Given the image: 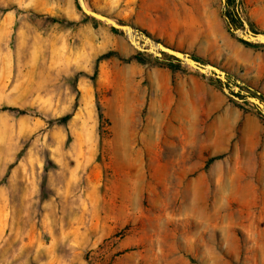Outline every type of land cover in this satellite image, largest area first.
<instances>
[{"label": "rangeland", "instance_id": "rangeland-1", "mask_svg": "<svg viewBox=\"0 0 264 264\" xmlns=\"http://www.w3.org/2000/svg\"><path fill=\"white\" fill-rule=\"evenodd\" d=\"M85 1L227 81L0 0V264H264V0Z\"/></svg>", "mask_w": 264, "mask_h": 264}, {"label": "water", "instance_id": "water-1", "mask_svg": "<svg viewBox=\"0 0 264 264\" xmlns=\"http://www.w3.org/2000/svg\"><path fill=\"white\" fill-rule=\"evenodd\" d=\"M222 2L224 5H226V0H222ZM78 3H79L81 10L86 15L94 17L112 26L113 28L119 31H122L127 36L129 41L133 44V46H135L138 50L151 53L152 55L156 57L162 56L163 53H168L169 55L177 58L180 63L189 65L196 71L206 76H215L216 78H219L223 82L227 81V73L224 70L217 67L216 65L212 63H203L195 59L194 57H192L191 54L177 50L172 47H169L166 44L153 39L150 35L134 28L133 26L129 24H126L122 21H119L105 14H102L96 10H93L87 6L85 0H78ZM243 26H244L243 28H236V29L233 28L232 29L234 33L236 34V36L248 42L264 43V33L253 32L245 20H243ZM138 37H142V40L145 44L147 41H149L150 43L146 47H142L140 46V40L138 39ZM151 43H154V45L152 46ZM224 90L227 93H230V89L228 87H225ZM234 91L239 92L240 87L238 85H235ZM245 95H246V99L254 103L264 115V101L261 100L259 97L250 95L248 93H245Z\"/></svg>", "mask_w": 264, "mask_h": 264}, {"label": "trees", "instance_id": "trees-1", "mask_svg": "<svg viewBox=\"0 0 264 264\" xmlns=\"http://www.w3.org/2000/svg\"><path fill=\"white\" fill-rule=\"evenodd\" d=\"M232 18H233V20H235V17H232ZM116 54H117V53H116L115 51L112 50V51H109V52H107L106 54L102 55V57H103V58H105V57H111V56L116 55ZM170 57H171L172 59L176 60L177 62H179V60H178L177 58H175L174 56H171V55H170ZM175 65L179 66L180 64H179V63H177V64L172 63V64H171L172 67H174ZM97 71H98V68H96V75H97ZM5 109H11V108H10V107H5ZM70 118H71V115H70V114H67V115H65V116H63V117H61V118H59L58 121L67 122V121H69Z\"/></svg>", "mask_w": 264, "mask_h": 264}, {"label": "bare ground", "instance_id": "bare-ground-1", "mask_svg": "<svg viewBox=\"0 0 264 264\" xmlns=\"http://www.w3.org/2000/svg\"><path fill=\"white\" fill-rule=\"evenodd\" d=\"M138 39L140 40V46H142V47H146L150 43L149 41H147L145 44L142 40V37H138ZM151 45L153 46L154 43H151Z\"/></svg>", "mask_w": 264, "mask_h": 264}]
</instances>
